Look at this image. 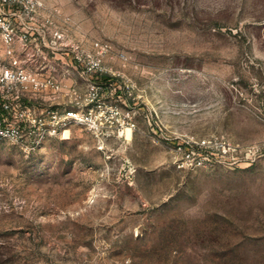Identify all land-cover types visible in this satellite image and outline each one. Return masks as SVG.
Returning <instances> with one entry per match:
<instances>
[{
	"label": "rangeland",
	"instance_id": "rangeland-1",
	"mask_svg": "<svg viewBox=\"0 0 264 264\" xmlns=\"http://www.w3.org/2000/svg\"><path fill=\"white\" fill-rule=\"evenodd\" d=\"M8 22L27 39L0 31V65L58 84L23 103L85 119L33 151L0 138V264H264V0H38Z\"/></svg>",
	"mask_w": 264,
	"mask_h": 264
},
{
	"label": "built area",
	"instance_id": "built-area-1",
	"mask_svg": "<svg viewBox=\"0 0 264 264\" xmlns=\"http://www.w3.org/2000/svg\"><path fill=\"white\" fill-rule=\"evenodd\" d=\"M36 4L38 0H0V7L11 5L29 10ZM0 31L9 46H13L17 40L27 39V35L17 34L16 28L10 22L2 23ZM57 38L60 39L61 36ZM87 70L90 73L93 67ZM49 86L58 87V84L50 78L40 81L24 69L0 65V138L9 139L33 151L46 139L63 136L68 124L84 122V114L75 109L39 110L23 103L30 90L39 92ZM186 155L190 157L191 154Z\"/></svg>",
	"mask_w": 264,
	"mask_h": 264
},
{
	"label": "bare ground",
	"instance_id": "bare-ground-1",
	"mask_svg": "<svg viewBox=\"0 0 264 264\" xmlns=\"http://www.w3.org/2000/svg\"><path fill=\"white\" fill-rule=\"evenodd\" d=\"M125 132L127 134V138L130 139L132 137V129L128 127V128H126V131Z\"/></svg>",
	"mask_w": 264,
	"mask_h": 264
},
{
	"label": "crops",
	"instance_id": "crops-1",
	"mask_svg": "<svg viewBox=\"0 0 264 264\" xmlns=\"http://www.w3.org/2000/svg\"><path fill=\"white\" fill-rule=\"evenodd\" d=\"M21 44V43H20ZM19 43H16L14 46H13V50H17L21 47Z\"/></svg>",
	"mask_w": 264,
	"mask_h": 264
},
{
	"label": "trees",
	"instance_id": "trees-1",
	"mask_svg": "<svg viewBox=\"0 0 264 264\" xmlns=\"http://www.w3.org/2000/svg\"><path fill=\"white\" fill-rule=\"evenodd\" d=\"M101 79H108L109 77L106 74H100Z\"/></svg>",
	"mask_w": 264,
	"mask_h": 264
}]
</instances>
